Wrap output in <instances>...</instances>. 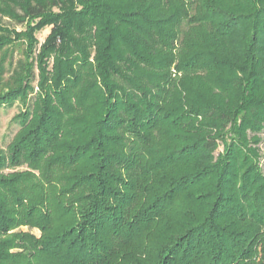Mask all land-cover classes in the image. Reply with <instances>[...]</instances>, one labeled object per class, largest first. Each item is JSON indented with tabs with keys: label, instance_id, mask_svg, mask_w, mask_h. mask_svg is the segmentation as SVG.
<instances>
[{
	"label": "trees",
	"instance_id": "trees-1",
	"mask_svg": "<svg viewBox=\"0 0 264 264\" xmlns=\"http://www.w3.org/2000/svg\"><path fill=\"white\" fill-rule=\"evenodd\" d=\"M15 104L0 264H264V0H0Z\"/></svg>",
	"mask_w": 264,
	"mask_h": 264
},
{
	"label": "rangeland",
	"instance_id": "rangeland-1",
	"mask_svg": "<svg viewBox=\"0 0 264 264\" xmlns=\"http://www.w3.org/2000/svg\"><path fill=\"white\" fill-rule=\"evenodd\" d=\"M12 28H16L18 31L25 29L23 25L16 26L14 23H9ZM50 29H45L37 34L41 43L45 41ZM13 61L16 63L22 58V52L19 49H13ZM21 112L19 104L9 107L0 108V147L4 150L7 149L10 142L13 140L14 135L19 131L20 125L16 122L15 117ZM263 141L260 143L262 155H264V131L261 134ZM223 150V148H221ZM28 228H24L27 231ZM36 235H40L39 231H33Z\"/></svg>",
	"mask_w": 264,
	"mask_h": 264
}]
</instances>
